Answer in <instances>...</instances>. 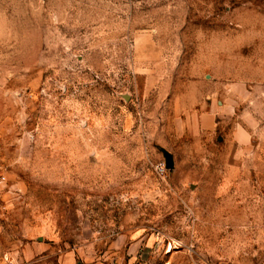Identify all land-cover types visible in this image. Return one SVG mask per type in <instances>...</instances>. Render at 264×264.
Here are the masks:
<instances>
[{
  "label": "rangeland",
  "instance_id": "obj_1",
  "mask_svg": "<svg viewBox=\"0 0 264 264\" xmlns=\"http://www.w3.org/2000/svg\"><path fill=\"white\" fill-rule=\"evenodd\" d=\"M0 181L30 264H264V0H0Z\"/></svg>",
  "mask_w": 264,
  "mask_h": 264
},
{
  "label": "crops",
  "instance_id": "obj_2",
  "mask_svg": "<svg viewBox=\"0 0 264 264\" xmlns=\"http://www.w3.org/2000/svg\"><path fill=\"white\" fill-rule=\"evenodd\" d=\"M212 111V110H211ZM212 112H206L204 116L201 117L202 127L205 129L212 128ZM243 130V129H242ZM240 136H244L241 130L238 131ZM30 253H24L23 255L20 252L6 253L0 250V264H30L33 262L34 257L30 256ZM38 261L36 264H43V259H35Z\"/></svg>",
  "mask_w": 264,
  "mask_h": 264
},
{
  "label": "built area",
  "instance_id": "obj_3",
  "mask_svg": "<svg viewBox=\"0 0 264 264\" xmlns=\"http://www.w3.org/2000/svg\"><path fill=\"white\" fill-rule=\"evenodd\" d=\"M167 168V167H166ZM157 169L160 170L162 173L165 171V167L163 165L157 166ZM1 182V181H0Z\"/></svg>",
  "mask_w": 264,
  "mask_h": 264
},
{
  "label": "water",
  "instance_id": "obj_4",
  "mask_svg": "<svg viewBox=\"0 0 264 264\" xmlns=\"http://www.w3.org/2000/svg\"><path fill=\"white\" fill-rule=\"evenodd\" d=\"M169 163H170V161H169ZM171 164V163H170Z\"/></svg>",
  "mask_w": 264,
  "mask_h": 264
}]
</instances>
